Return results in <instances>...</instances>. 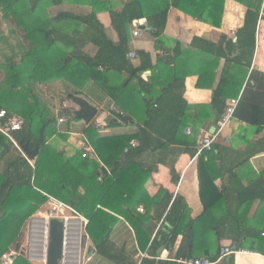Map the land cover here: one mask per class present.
I'll list each match as a JSON object with an SVG mask.
<instances>
[{"label": "trees", "instance_id": "16d2710c", "mask_svg": "<svg viewBox=\"0 0 264 264\" xmlns=\"http://www.w3.org/2000/svg\"><path fill=\"white\" fill-rule=\"evenodd\" d=\"M41 1L0 0V25H5V29L0 28V110H5L7 117L18 115L22 118L21 130L13 133L20 151L25 145L31 150L37 149L33 158L24 154L34 163L31 166L0 134V258L10 249L19 250L26 221L53 198L85 220L91 251L102 259L113 264H175L156 260L155 256L178 234L187 207L184 200L180 197L173 200L163 222L167 231L159 230L155 236H152L155 224L148 226L149 218L146 217L135 218L130 207L159 165L172 168L182 153L192 156L196 153L200 131L197 128L201 126L198 119H195L194 132L188 136L179 134L180 129L185 128L184 120L189 111L195 110L188 107L182 95L184 79L191 73L190 68H182H187L184 59L194 62L199 52L206 57L200 69L207 75L212 71L214 78L216 64L224 60L217 84H209L213 92L206 111L212 117L211 126L215 130L226 112L227 100L239 97L233 117L254 127L257 133L264 129V73L251 70L257 26L259 20L264 19V0H233L246 8L243 25L234 34L235 42L224 35L217 44L192 38L189 48L193 51L176 42L172 52H164L155 65L148 53L140 51L137 53L138 67H133L129 59V27L134 21L145 19L154 39L163 35L170 9L218 28L226 0H125L120 12L114 10L112 0L71 3L75 7L88 6L92 11L87 14L70 11L73 9L70 5L65 7L69 10L63 9V0H47L49 19L38 21L35 12ZM99 12L109 14L118 43H112L106 36L96 17ZM65 23L79 24L83 28L66 32ZM89 44L96 48L94 55L85 52ZM156 48H159L157 44ZM144 71L151 72L147 82L140 78ZM197 75L198 87H205L206 76L200 71ZM119 79V84L113 83ZM105 83H112V86L106 89ZM56 84L63 88L60 102H71L72 98L83 96L101 104L103 97L109 98L122 116L109 119L108 129L134 127V131L126 133L104 134L83 125L88 145L108 168V173H103L95 161L86 164L87 159L82 157L81 151L65 155L64 151L49 144L52 137L60 135L56 131L58 116L66 113L72 115L74 121H80L70 110L56 113V105L44 97L43 90ZM52 93L58 96L55 89ZM195 111L198 115V110ZM63 127L69 135L70 122ZM65 134L64 140L68 139ZM132 141H137L134 148L130 147ZM262 151L264 147L247 146L239 153L214 143L212 151L200 154L201 191L205 185L215 189L213 183L222 175L230 180L236 168ZM226 155L232 160L229 168H226ZM256 181L264 182V177ZM255 188L242 189L241 199L245 204L258 197L264 199V187ZM168 196L163 200L167 201ZM119 218H124L135 230L139 249L148 248L147 257L139 263L111 239ZM237 223L244 226L239 219ZM194 232L190 221L175 258L192 256ZM247 238L251 242L250 249L264 255V236L258 231L254 235H241L242 240ZM233 241L237 250L244 247L245 241L241 244L238 239ZM218 258L219 251L211 261L222 264L216 262ZM221 260L225 261L223 264H233V255ZM14 264L31 263L20 254Z\"/></svg>", "mask_w": 264, "mask_h": 264}, {"label": "crops", "instance_id": "0c3cea01", "mask_svg": "<svg viewBox=\"0 0 264 264\" xmlns=\"http://www.w3.org/2000/svg\"><path fill=\"white\" fill-rule=\"evenodd\" d=\"M77 1L81 3L87 2V0H63V6L61 7L69 10L65 7L70 5V7H73L70 11H74L78 14H87L92 11L88 6L75 7L71 5V3ZM124 1L125 0H112L114 10L120 12ZM40 3L38 12H35L38 13L39 16L37 20L41 21L42 18V21H46L49 19L48 7L46 6L47 0H43ZM245 11L246 8L242 4L233 0H226L221 25L220 27L215 28L210 24L193 20L191 17L176 9H170L167 14V23L164 33L159 39H154L151 36L146 27L147 22L143 25V29L133 25L134 22L145 19L134 21L129 27L130 62L133 67H138L140 65V60L137 53L142 51L150 55L152 64L155 65L157 58L161 57L164 52L169 54L172 52L171 50L175 47L176 42L182 44V46L189 51H193V49L189 48L192 38H200L213 44H217L220 41L221 36L224 35L235 42L234 34L243 25ZM96 17L99 23L103 26L106 36L112 41V43H118L119 38L117 33L111 27L109 14L107 12H99ZM64 25V31L66 32H72L73 30L83 28V26L79 24L65 23ZM0 28L5 29V25H0ZM135 31H138L137 37L133 36ZM156 44L159 48H156ZM95 51L96 48L92 44H89L85 48V52L91 55H94ZM132 53L136 55V58H130V54ZM205 60L206 57L199 54V52L198 55L194 56V62L190 59L183 60L184 66L187 68L185 69L183 66L182 68L184 70L190 68L191 71V73L184 79L183 99L189 108H195V110H198V115L195 110L189 111L184 120L185 128L184 130L180 129L179 132L181 136H188L186 133L187 130L194 132L193 129L196 128V118L198 119L197 123H200L201 125L197 130H205L210 133V130L213 127L211 126L212 117L209 116L206 111L212 101L213 91L212 88L209 87V84L212 83L213 86L217 84L224 65V60L220 59L218 64H216L218 68L215 72V78L214 75H212V71L207 75L205 70L202 71V69H200L202 65L201 62ZM252 69L264 73V19L259 20L257 26L256 47L251 70ZM98 71L103 72L102 69H99ZM198 71L204 73L206 76L205 87H198ZM121 77H123V75H121ZM150 77V71H144L140 76V78L146 82ZM122 79L123 78H121V80ZM121 80H114L113 83L119 84ZM246 81L247 78L244 85L246 84ZM56 85L55 93L57 95H62V85ZM107 86H112V83H105L104 87L106 89ZM79 97L86 100L91 106L97 108L98 112L96 118L103 121V127L101 130H98V132L104 134H117L135 130L134 127L131 128L129 126L108 129L106 126L108 120L116 118V115L109 113L111 110L116 111L109 98L103 97L101 104H99L98 101L94 103L93 101L85 99L83 96ZM229 100H227V103ZM61 117L63 116H60L57 119V123ZM74 125L75 129L73 128L69 134L72 137H78L79 141L84 140L81 131L79 132L76 130H81L82 126L79 125L85 124L80 120ZM87 126H90L93 129L92 124L86 125V127ZM199 138L200 137L198 136L197 144ZM215 143H219V145L229 149H234L239 153H242L247 146L262 148L264 147V129L257 133L254 127L248 126L233 117L219 134ZM86 150L89 152L88 155H90L87 156V158L97 162L98 166L101 167V171L105 170V173H108V168L100 162L92 147L88 145ZM200 154L201 152L197 147L196 153L193 156L188 152L182 153L172 168H166L159 165L157 172L150 175L137 193L130 207V211L135 218H138L139 216L146 217L149 218V222L147 221L148 226L151 223L155 224L152 235L155 236L159 230L164 229L167 231L163 226V222L175 198H182L187 205L177 230L178 234L174 241L171 243V240H169V246L160 250L155 256V259L181 264L176 261L177 259H180L179 257L175 258L176 253L182 235L184 234V230L188 227L189 222L192 221L195 232L191 251L192 256L187 257L188 259H211L222 247H230L232 250H234L235 247L237 253L233 254V264H264V255L250 249L249 245H251V242L248 238L245 240L241 239L242 234L247 236L250 234L254 235L257 231L264 236V199L258 197L246 204L243 202V198L241 199L243 188L252 186L256 187L255 189H260L264 187V182L256 181L258 177H264V151L258 153L248 162L236 168L235 176L231 177L230 180L227 175H222L217 177L214 181L213 186L215 189L205 185L202 187V191L199 168ZM225 158L226 168H229L232 160L227 155ZM204 160L206 161L207 159L205 158ZM119 162L121 163V159H119ZM218 166L220 167V163H218ZM98 180H100V178H98ZM223 188H225L224 192ZM165 195H169L167 201L163 200ZM140 207L143 209V212L138 211V208ZM238 219L243 222L242 224H244V226L241 227L237 223ZM140 232H142L141 229ZM111 239L118 247H122L138 263L142 258L147 257L148 248L145 247L144 250L139 249L135 230L124 218H119V221L113 227ZM234 239H238L239 244H241L242 241H245L243 243L244 247L237 250L236 244L233 243ZM92 254L94 255L93 251ZM93 255L88 261V264H113L108 261V263L101 262ZM228 257L229 256L223 259L226 260ZM221 261L222 260L217 263L223 264L225 262Z\"/></svg>", "mask_w": 264, "mask_h": 264}, {"label": "rangeland", "instance_id": "374dc122", "mask_svg": "<svg viewBox=\"0 0 264 264\" xmlns=\"http://www.w3.org/2000/svg\"><path fill=\"white\" fill-rule=\"evenodd\" d=\"M0 74L2 76L1 70H0ZM55 88H56V85H51L49 86L47 90H43L44 97H46V99L51 101L52 103L54 102L53 104L56 105L55 112L58 113L60 110L61 111L64 110V108L62 107V103H66L67 108H65V110H70L71 112L76 111L77 107L73 105L71 102L69 101L60 102L59 95L58 96L53 95L52 89H55ZM64 115L67 116L68 114L65 113L61 116H64ZM59 117L60 116H58V118ZM67 122H70L71 127L73 126L72 130L73 128L75 129L74 124L77 121H74V119L72 118V115L66 122H64V124ZM64 124L62 125H59L58 123L56 124V131L59 132L60 135H56L52 137L49 141V144H51L58 151H64L65 155L66 154L70 155L78 151H81L82 153H84L85 150L88 148L87 140L83 134L86 129H82L83 125H79V126H82L81 130H76L79 132L81 131V134L83 135L82 137H84V140L79 141L78 137H72L70 134L69 135L65 134L64 132L65 129L63 127ZM64 134L68 136V139L66 138V140H64L62 138ZM90 161L92 160L90 158H87L86 164H88V162ZM53 209H54V206H52L48 200L46 204H44L38 211H36L26 221L25 225L22 228V233L19 239L20 248L17 251L21 254V256H23L27 260L28 263L30 262L28 261L27 247H29V243L32 242V240H34L36 245L42 244V238H41V234L43 232L42 230L43 222L42 221H44L45 218L50 215V213L56 212V210H53ZM63 216L72 218V220H70V223H69L70 227L67 230L68 234H67L65 264H88L89 263L88 261L91 259L93 254L92 252L89 251L90 248H92V243L90 242V240L88 239L85 233V226H86L85 220L81 216L76 214L71 208H63L62 212H59L57 217H63ZM32 228H34L35 232L37 233V235L33 238H31L30 236ZM93 256L101 262L108 263L106 260L102 259L101 257L95 254ZM90 264H93V263H90Z\"/></svg>", "mask_w": 264, "mask_h": 264}, {"label": "built area", "instance_id": "2783aa9c", "mask_svg": "<svg viewBox=\"0 0 264 264\" xmlns=\"http://www.w3.org/2000/svg\"><path fill=\"white\" fill-rule=\"evenodd\" d=\"M133 36H138V31H135L133 33ZM130 58H136L135 54H130ZM239 102V98L236 99H231L226 106V112L222 115L221 119L219 120V122L217 123V128L214 132V134H210L208 131L205 130H200L199 131V141H198V149L200 152L202 151H206V152H210L212 151V147L213 144L215 143L217 137L219 136V134L223 131V129L227 126V124L229 123V121L233 118V114L235 112V109L238 105ZM72 103V102H71ZM62 107L65 109L66 107V103H63ZM109 113L114 114V115H119L122 116L121 113L115 111V110H111ZM110 115V114H109ZM71 115H64L63 117H61L58 120L59 124H62L64 122H66ZM22 124L23 121L20 117L16 116V115H12L10 117H7V113L5 110H0V134H2L3 136H5L19 151L20 148L18 147L17 143L15 142L14 138H13V133L18 132L21 130L22 128ZM91 124L93 125V128L98 130H101V128L103 127V121L99 120L98 118H94V120L91 122ZM187 134H190L191 131L187 130L186 131ZM137 145V142L132 141L130 143V147L134 148ZM22 156L28 161L29 164H31V166L33 165L31 161H29L27 159V157L24 155V153L22 151H20ZM127 151L125 150L124 153H126ZM88 151L86 150L83 154L82 157L83 158H87L88 156ZM49 203L54 206L53 210H56V212L54 213H50L49 216H47L45 218V222H46V230L47 229V222L49 221V219L51 218H63L66 219V216L64 217H57L58 213H59V208L61 209V212L63 210V208H69L65 205H63L62 203L54 200L53 198H49ZM57 205L59 207H57ZM139 212H143V209L140 207L138 208ZM37 235V233L35 232L34 228H32L30 236L31 238L35 237ZM45 238L43 237V232L41 234V238H42V244L41 245H36V243L34 242V240H32V242L29 243V247H27L28 250V261L31 264H45L46 262V247H47V233L45 234ZM43 241L45 244H43ZM237 251L236 250H232L230 247H222L219 251V258L216 262L220 261L222 258L227 257V256H231L233 254H236ZM20 255V253L17 250L14 249H10L9 251L5 252L1 258H0V264H14L15 260L18 258V256ZM178 263L181 264H215L213 261H211V259L209 258H196V259H188V258H180L176 260Z\"/></svg>", "mask_w": 264, "mask_h": 264}, {"label": "water", "instance_id": "95a60500", "mask_svg": "<svg viewBox=\"0 0 264 264\" xmlns=\"http://www.w3.org/2000/svg\"><path fill=\"white\" fill-rule=\"evenodd\" d=\"M145 20L134 22V26L143 29ZM72 104L77 106L74 115L81 120L85 125L91 124L97 115V108L91 106L86 100L80 97H74L71 100ZM215 128L212 127L210 134H214ZM22 152L29 158L36 155L37 149L31 150L27 145L21 148ZM105 173V170H102ZM47 247H46V262L45 264H65V254L67 245V222L63 218H51L47 222ZM92 248H90V252ZM235 250V247H234Z\"/></svg>", "mask_w": 264, "mask_h": 264}, {"label": "bare ground", "instance_id": "6f19581e", "mask_svg": "<svg viewBox=\"0 0 264 264\" xmlns=\"http://www.w3.org/2000/svg\"><path fill=\"white\" fill-rule=\"evenodd\" d=\"M57 207H59L58 205H57ZM59 212H61V209L59 208ZM70 220H72V218L71 217H66V222H67V229H69V223H70ZM43 222V226H42V230H43V237L45 238V234L47 233V230H46V222H45V220L44 221H42ZM43 244H45L44 243V241H43Z\"/></svg>", "mask_w": 264, "mask_h": 264}]
</instances>
